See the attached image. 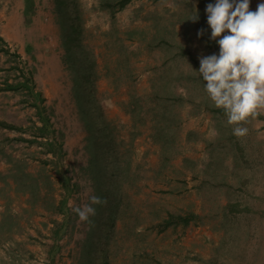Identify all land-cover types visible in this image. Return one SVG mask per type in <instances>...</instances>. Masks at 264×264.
I'll use <instances>...</instances> for the list:
<instances>
[{
    "label": "rangeland",
    "instance_id": "rangeland-1",
    "mask_svg": "<svg viewBox=\"0 0 264 264\" xmlns=\"http://www.w3.org/2000/svg\"><path fill=\"white\" fill-rule=\"evenodd\" d=\"M16 1L0 0V121L18 127L0 122V264H79L74 208L116 156L111 264H264V115L236 137L196 72L219 53L215 0ZM170 212L195 217L162 230Z\"/></svg>",
    "mask_w": 264,
    "mask_h": 264
},
{
    "label": "clouds",
    "instance_id": "clouds-1",
    "mask_svg": "<svg viewBox=\"0 0 264 264\" xmlns=\"http://www.w3.org/2000/svg\"><path fill=\"white\" fill-rule=\"evenodd\" d=\"M196 9V8H195ZM210 39L219 46V53L199 57L198 72L204 91L212 104L222 109L233 134L244 137L250 118L264 115V3L250 10V0H215L206 5ZM189 20H199L198 9ZM200 29L198 36H203ZM90 204L74 211L82 222L92 223L96 215L93 205H107L98 196Z\"/></svg>",
    "mask_w": 264,
    "mask_h": 264
},
{
    "label": "trees",
    "instance_id": "trees-1",
    "mask_svg": "<svg viewBox=\"0 0 264 264\" xmlns=\"http://www.w3.org/2000/svg\"><path fill=\"white\" fill-rule=\"evenodd\" d=\"M59 2L60 5H67L69 3L67 0H60ZM119 2L120 7L123 8L127 4L128 0H120ZM29 4L31 5L32 1L26 0L27 12L31 9ZM71 13V11H67L66 13L68 21L70 20L69 17L71 16ZM69 22L68 25H72L74 23L73 21ZM72 32L76 33L75 36L77 35L78 27L76 25H72ZM75 36L73 37L72 34H67L65 36L68 47L72 42L76 41ZM88 78L91 79L89 76ZM24 86L28 87L27 83L24 84ZM87 94H89V92H87ZM0 122L8 128L18 129L16 125L4 123L3 121ZM92 128L93 126L90 125L89 129L91 130ZM114 164L115 169L114 172L111 173L112 177L107 176L106 172H99L98 174L99 181L96 186V196L103 200H107V205H93V207L96 208V215L94 217H90L92 221L91 224L86 222V234L84 235L85 237H83L82 248L78 257L79 264H111L110 256L113 252L111 245L116 242L115 237L117 234L116 227L118 214H120L121 205L124 201L119 179L122 170L118 164L117 156ZM96 167H98V165H96ZM233 210H235V207ZM194 217V213L183 215L180 213L170 212L163 219L160 227H162L161 229L163 230L173 225L183 224L187 226L191 223ZM136 264L140 263L137 262Z\"/></svg>",
    "mask_w": 264,
    "mask_h": 264
},
{
    "label": "crops",
    "instance_id": "crops-1",
    "mask_svg": "<svg viewBox=\"0 0 264 264\" xmlns=\"http://www.w3.org/2000/svg\"><path fill=\"white\" fill-rule=\"evenodd\" d=\"M8 1V6H10L11 7V5H13V0H7ZM9 3L11 4V5H9ZM16 6H17V8H14V13L13 14H18V13H21V12H23L24 11V3H23V1L22 0H17L16 1ZM13 7V6H12ZM11 7V8H12ZM7 8H9V7H7ZM16 16V15H15ZM10 29L11 30H14V31H18V29L20 30L21 29V25H20V23L17 21V20H12L11 21V23H10ZM1 36H4L3 34L1 35ZM6 39V41L7 40H9V39H7V37H5ZM18 37L17 36H15V39H17ZM3 37L2 38H0V55L2 54V53H6V52H4V50H3V46L1 45L2 44V42H3ZM13 44L12 43H8V44H4V46H6L7 48H9V46L11 47ZM17 47H19V45L17 44ZM2 73V71L0 70V74ZM9 121V120H8ZM9 122H11V121H9ZM8 122V123H9ZM5 129H7V130H9L7 127L5 128ZM4 206H1L0 207V209L1 208H3ZM24 236V235H23ZM22 236V237H23Z\"/></svg>",
    "mask_w": 264,
    "mask_h": 264
}]
</instances>
